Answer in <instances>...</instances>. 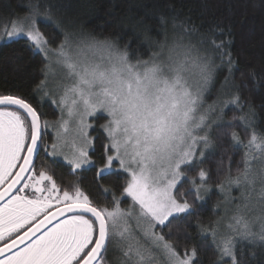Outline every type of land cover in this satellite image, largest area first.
<instances>
[{
	"label": "snow or ice",
	"instance_id": "6c2138e0",
	"mask_svg": "<svg viewBox=\"0 0 264 264\" xmlns=\"http://www.w3.org/2000/svg\"><path fill=\"white\" fill-rule=\"evenodd\" d=\"M41 17L53 18L37 0L23 18L0 24V40L24 38L44 54L45 71L55 60L70 81L57 106L63 132L74 125L72 150L63 151L68 140L59 132L49 148L37 109L20 96L0 94V264H200L181 225L197 214L196 202L204 200L211 177L203 168L197 176L188 172L213 146L217 105L204 107L205 92L217 67L226 65L231 75V41L213 36L201 50L185 44L183 35L170 42L165 34L147 59L133 58L112 39L69 31L59 20L62 39L53 47L39 27ZM194 30L184 26L185 33ZM230 102L239 105V94ZM99 120L105 121V143L97 164L89 129ZM232 139L242 143L235 132ZM245 147L243 171L225 176L217 185L222 192L225 184L254 189L257 177L247 158L253 151L264 158V135L253 131ZM41 149L48 157L63 156L73 175L86 166L96 168L99 181L123 173L113 206L94 202L76 184L58 185L46 162L37 167ZM259 196L264 204V179ZM121 199L130 200L129 208L120 207ZM228 227L232 234L218 236L211 225L199 226L211 236L218 264H244L237 237L264 246V219L254 231L238 213Z\"/></svg>",
	"mask_w": 264,
	"mask_h": 264
},
{
	"label": "trees",
	"instance_id": "16d2710c",
	"mask_svg": "<svg viewBox=\"0 0 264 264\" xmlns=\"http://www.w3.org/2000/svg\"><path fill=\"white\" fill-rule=\"evenodd\" d=\"M37 0H0V24L23 18L29 13V5ZM52 13V19L40 18L41 31L58 46L62 39L55 21L63 27L80 26L88 35L101 39L108 37L119 47H127L130 55L147 59L155 49L156 42L167 34L171 42L173 37L183 35L185 44L191 43L203 50L209 48L208 41L215 36L228 44L234 64L229 75L227 66L215 69L210 83V101L214 100L218 117L213 124L210 136L213 146L204 157L197 161V167L189 170V176H197L200 168L208 171L209 193L204 200L197 201V214L190 216L181 225L189 237L188 246H195L200 264H218V254L211 236L201 233L199 226L211 225L215 229L218 220L231 207L235 210L248 207L240 202V196H233L236 185L225 184V191L217 185L225 176L235 178L243 171L246 162L245 152L253 131L264 135V0H39ZM163 18V19H162ZM175 25V26H174ZM184 26L194 31L184 32ZM220 29L224 31L221 32ZM2 30V29H0ZM201 41H204L202 44ZM217 63L219 61L217 60ZM46 60L42 53L34 51L24 39L0 40V94L20 96L30 102L44 120H56L58 111L49 101L42 99L38 88L44 79ZM228 77V81L225 78ZM240 96L239 105L231 103L233 95ZM222 110V115H221ZM231 125V127L229 126ZM235 132L242 143L232 139ZM44 142L51 145L53 136L44 132ZM93 140L92 159L99 164L105 143L102 130L91 132ZM256 157V152L254 151ZM248 159V158H247ZM47 163L54 179L62 188L78 185L86 195L101 206H113L112 194L120 195V187L125 183L124 174H107L102 181L96 177V168L78 170L77 175L70 173L68 165L60 160L48 157L43 149L40 160ZM255 159L253 160L254 163ZM252 163L251 169L254 168ZM183 184L184 191L189 185ZM102 187L107 188L104 193ZM180 187V185H178ZM232 196H231V194ZM107 197V199L105 198ZM240 198V199H239ZM232 201V200H231ZM239 202V203H238ZM130 200L121 199L120 206L127 208ZM249 205V203H248ZM257 205L252 206L253 208ZM258 209V208H257ZM259 211V210H258ZM223 212V213H222ZM248 212V213H249ZM176 233V229L173 230ZM183 235L185 233H176ZM238 253L242 254L244 264H264V246L248 244L237 240Z\"/></svg>",
	"mask_w": 264,
	"mask_h": 264
},
{
	"label": "rangeland",
	"instance_id": "374dc122",
	"mask_svg": "<svg viewBox=\"0 0 264 264\" xmlns=\"http://www.w3.org/2000/svg\"><path fill=\"white\" fill-rule=\"evenodd\" d=\"M64 28L69 30V31L76 32V33L87 34L83 29H81L80 26H71V27L69 26V27H64ZM43 56H44V54H43ZM46 63H48V61H46ZM214 75H215V73H214ZM69 83H70V81L67 80L61 74V70H60L59 66L56 64L55 60H53L49 65V69L47 71H45L44 79L38 88V92L40 94V97L42 99L49 100L58 111V117L56 120H44L42 122V132L44 131V132H49L50 134H52L53 140L57 139V133L58 132L62 136L67 137V140H68L67 146L63 148V151L66 153H70L72 150L71 139H72V136L74 135V133L72 131L74 125L72 123H70L69 124V131L67 133L63 132V130L59 127V122L61 120V109L57 105L59 103L61 95H63V93H64V86L69 84ZM209 89H210V84L208 85V89L205 92V104H204L205 108H207L208 105H211L215 102L214 100H212V101L209 100V99H211V97H209V93H210ZM70 99H71V96H69V101H70ZM53 100H55L56 102L54 103ZM214 113H213V115H214ZM64 119H68L66 109L64 111ZM45 122H47L46 125H45ZM103 123H105L104 120H99V121L94 122L93 128L89 129V135L91 136V132L94 130H102L100 125ZM62 143H63V141H62ZM92 147H93V145H92ZM49 148H50V145H49ZM204 151L206 153V151H208V150L206 149ZM253 156H254V151L249 154V157L247 159V162L251 166H252V163L254 160L251 158ZM54 159L60 160L67 165L66 161H64L63 156H61V155H58ZM200 160H201V158H197V161H200ZM253 164H254L253 165L254 168L252 169V174H254L257 177L254 189L250 186H246V185L242 184L240 186H234L233 193H232L233 196L231 193L230 194L232 197H237L240 194V191H243V195L241 194V196H240L241 199L239 198L240 202L243 205H244V203H247V204L249 203V205H248L249 211L251 210L252 206L257 205V207L253 208L251 212L247 211L243 207H241L239 210L234 211L235 203L233 202V199H230V195H229V202H227V204L231 203V207L229 210H224V208H223V211H225V212L224 213L222 212L223 213L222 218H220L218 220V226L216 229L218 236L232 234L228 225L230 223H233V216L238 214V213L247 218V220L251 223L254 231L259 230V225L261 223V220L264 219V204H261L259 202L261 200V197L259 196L260 187H261V180L264 179V158H261L259 156V154L256 153V159H255ZM88 167H91V166H86L84 169H86ZM209 192H210V190H208L207 193H209ZM204 198H205V196H204ZM129 206L127 208H129ZM127 208H122V209H127ZM258 218H260V219H258ZM237 240H239L238 237H237Z\"/></svg>",
	"mask_w": 264,
	"mask_h": 264
},
{
	"label": "water",
	"instance_id": "95a60500",
	"mask_svg": "<svg viewBox=\"0 0 264 264\" xmlns=\"http://www.w3.org/2000/svg\"><path fill=\"white\" fill-rule=\"evenodd\" d=\"M41 128H42V125H41Z\"/></svg>",
	"mask_w": 264,
	"mask_h": 264
}]
</instances>
